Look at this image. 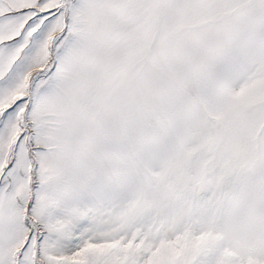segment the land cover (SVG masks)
<instances>
[{
	"label": "snow or ice",
	"instance_id": "1",
	"mask_svg": "<svg viewBox=\"0 0 264 264\" xmlns=\"http://www.w3.org/2000/svg\"><path fill=\"white\" fill-rule=\"evenodd\" d=\"M0 264H264V0H0Z\"/></svg>",
	"mask_w": 264,
	"mask_h": 264
}]
</instances>
